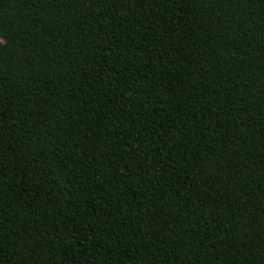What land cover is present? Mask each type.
I'll list each match as a JSON object with an SVG mask.
<instances>
[{"label": "trees", "instance_id": "1", "mask_svg": "<svg viewBox=\"0 0 264 264\" xmlns=\"http://www.w3.org/2000/svg\"><path fill=\"white\" fill-rule=\"evenodd\" d=\"M0 264H264V0H0Z\"/></svg>", "mask_w": 264, "mask_h": 264}]
</instances>
